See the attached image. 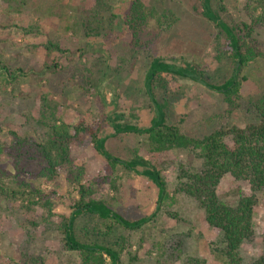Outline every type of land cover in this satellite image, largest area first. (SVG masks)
I'll list each match as a JSON object with an SVG mask.
<instances>
[{"label":"rangeland","instance_id":"obj_1","mask_svg":"<svg viewBox=\"0 0 264 264\" xmlns=\"http://www.w3.org/2000/svg\"><path fill=\"white\" fill-rule=\"evenodd\" d=\"M100 1L97 7L94 0H0V57L10 72L22 69L14 79L0 74V143L9 141L8 131L32 136L31 129L46 108V115L53 113L57 121L70 126L101 125L98 135L106 139V150L125 161L135 150L154 164L166 182L170 199L164 200L153 220L138 231L114 226L112 234L102 238L93 232L94 227L104 232L102 226L97 220L86 223L87 217L77 219L76 231L112 246L123 240L120 264H181L187 257L199 258L205 264H225L220 232L205 223L203 212L190 198L174 193L179 168L197 169L200 160L184 150L158 157L149 151L143 136H114L106 121L120 115L121 122L148 125L152 115L143 81L152 58L172 57L176 64L199 63L217 83L231 76L234 64L225 57L218 60V31L192 11L195 0H141L151 9V17L136 50L129 47L130 36L122 26L131 0ZM222 4L227 10L223 18L228 22H249L253 14L252 5L246 7L248 0H222ZM28 27L38 28L41 34L25 35L21 29ZM91 34L97 36L86 37ZM253 39L262 56L241 71L246 81L241 85L240 108L229 119L222 118L226 105L219 93L188 80L170 81L168 113L182 133L202 138L226 123L243 128L259 122L250 102L264 92V29L258 28ZM47 42L66 52H47ZM69 150L73 165L84 170L81 183L91 186L96 197L109 203L113 211L128 220L156 211L155 186L120 166L110 169L87 136L70 143ZM5 151L0 153V177L14 187L15 154ZM18 160L21 167L33 172L31 178L19 175L20 181L41 190L51 203V226L43 222L46 214L40 204L28 206L26 201L0 197V264H30V259L41 260V264H81L76 253L65 250L59 230L62 217L70 215L73 201L78 199L76 186L67 182L64 173L53 180L38 177L36 161L28 164L24 158ZM216 192L220 201L234 205L240 194H249V186L224 176ZM256 199L254 235L240 248L245 263L257 257L263 247L264 190ZM177 239L182 242L181 249L174 260H166L159 249Z\"/></svg>","mask_w":264,"mask_h":264},{"label":"trees","instance_id":"obj_2","mask_svg":"<svg viewBox=\"0 0 264 264\" xmlns=\"http://www.w3.org/2000/svg\"><path fill=\"white\" fill-rule=\"evenodd\" d=\"M194 2L192 11L213 24L218 31L215 40L220 56L218 60L225 57L234 64L231 76L217 83L210 80L199 63L182 61L176 64V59L172 57L152 58L143 81L149 113L152 115L148 125L140 127L121 122L120 115H113L107 118L106 122L114 136L130 134L143 136L149 151L158 157L163 158L173 150H184L194 154L200 160V166L191 171L179 168V181L174 193L190 198L203 212L205 223L220 232L223 245L221 256L225 264H264V233L261 238L263 247L257 257L245 263L240 255L241 246L254 235L253 213L257 205L256 195L264 190V92L250 102L259 118L258 123H251L243 128L226 123L202 138L185 135L176 124L171 122L168 113L170 103L166 98L169 83L175 78L201 84L222 96L226 105L222 118L229 119L240 108L241 85L246 81L245 77L240 76L241 71L262 56L260 45L253 39V34L258 28L264 29V0H248L246 7L250 9L252 5L253 11V14L249 15V22L233 19L231 22L226 21L223 17L227 10L222 0H195ZM94 4L98 7L101 1L94 0ZM256 10L259 14L254 15ZM149 17H151V9L146 8L141 0L130 1L129 8L122 18V26L129 33L128 45L133 50L141 47L142 30ZM21 30L25 35L41 34V31L35 27ZM96 36L86 35L88 38ZM45 50L66 52L52 42H47ZM44 69L50 68L45 66ZM87 70L88 73L91 72L90 69ZM19 72L22 73V69L10 72L0 57L2 76L14 79ZM46 109L36 120V127L31 129L32 136L27 134L20 136L15 131H8L9 141L0 143V153L6 150L5 152L10 155L15 154L13 168L16 171V175L13 176L14 187L6 184L0 177V197L7 200L26 201L28 206L40 204L46 214L42 220L46 227L51 226L49 220L52 216L51 203L41 190L20 181L19 175L25 173L31 178L33 172L21 167L18 159L24 158L28 164L36 161V176L47 180H53L59 173H64L67 182L76 186L78 196V199L73 201L70 215L62 217L59 227L65 250L76 253L81 264H107L106 259L108 264H120L124 241L121 240L112 246L91 240L87 238L88 234L76 231L77 219L87 217L86 223L97 220L104 232L96 230L95 227L93 232L102 238L112 234L114 226L126 231H138L153 220L161 203L170 199L166 182L158 168L140 157L135 150L127 161L112 156L105 148L106 139L98 135L101 125L70 126L57 121L53 113L46 115ZM37 129H41L42 132L39 133ZM81 136L89 138L94 150L106 161L110 169L120 166L126 173L138 174L155 186L157 205L154 213L148 217L128 220L113 211L109 203L97 198L91 186H84L81 183L84 170L73 165L69 150L70 143ZM163 163L160 162V164ZM224 176H230L234 181L246 182L249 186V194H240L234 205L220 201L216 190ZM181 247L182 242L177 239L173 245L165 243L159 250L167 257L166 260H174L176 258L174 255ZM30 264H41V260L30 259ZM181 264H205V261L187 257Z\"/></svg>","mask_w":264,"mask_h":264}]
</instances>
